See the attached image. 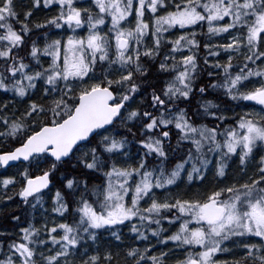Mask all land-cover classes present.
<instances>
[{
    "label": "snow or ice",
    "instance_id": "1",
    "mask_svg": "<svg viewBox=\"0 0 264 264\" xmlns=\"http://www.w3.org/2000/svg\"><path fill=\"white\" fill-rule=\"evenodd\" d=\"M14 198L0 264H264V0H0Z\"/></svg>",
    "mask_w": 264,
    "mask_h": 264
},
{
    "label": "trees",
    "instance_id": "2",
    "mask_svg": "<svg viewBox=\"0 0 264 264\" xmlns=\"http://www.w3.org/2000/svg\"><path fill=\"white\" fill-rule=\"evenodd\" d=\"M17 203H19V201L16 200L15 198H14V202L10 205H6L3 201H0V231L13 229V222L10 220V217L4 215L5 213L12 212L13 214H15L17 211H19L21 214V218L22 219L24 218L23 209L16 208ZM0 239H5V238L0 237Z\"/></svg>",
    "mask_w": 264,
    "mask_h": 264
}]
</instances>
